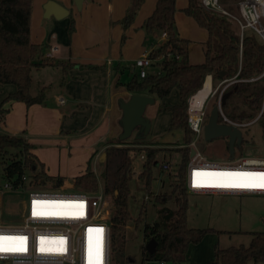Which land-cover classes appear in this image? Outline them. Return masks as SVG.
<instances>
[{"label":"trees","instance_id":"obj_1","mask_svg":"<svg viewBox=\"0 0 264 264\" xmlns=\"http://www.w3.org/2000/svg\"><path fill=\"white\" fill-rule=\"evenodd\" d=\"M73 1V0H72ZM145 0H129L124 16L119 20L126 29L134 22ZM231 11L233 8H229ZM183 13L206 30L204 61L192 64L188 58L189 39L180 37L175 20L176 0H157L152 13L141 27L146 37L166 32V40L153 47L148 56L153 59L152 71L140 78L133 73L124 83L127 91L151 95L164 100L176 90L178 101L166 103L163 108L170 113L169 132H180L182 143L174 149L180 154V163L175 175L167 174L160 192L152 194L156 179L153 168L161 151L151 142L134 139L131 145L119 137L108 140L98 156L99 178L90 163L84 173L69 180L75 190L94 192L102 184L103 192L111 199L110 207V264H132L135 259L126 252V231L132 222L135 229L141 226L143 244L140 264L165 261L171 264H186L190 244L199 243L210 229L190 228L187 225L189 191L185 186L186 164L189 160L188 144L194 132L188 127L187 109L192 95L204 87L206 76L228 83L223 90L227 94L221 110L237 122L256 121L264 135V42L253 31L246 29L241 36L234 21L221 12L206 8L201 0H187ZM32 0H0V85L13 84L15 90L0 101V127L9 112L12 102L20 101L27 106L43 103L48 87L41 86L32 93V69L57 66L67 71L69 62L46 56L47 46L31 39ZM74 31L73 22L69 33ZM125 35H122L124 41ZM147 41V40H146ZM160 56L161 59L156 60ZM221 71L224 75L221 76ZM119 83V82H118ZM122 83V82H120ZM203 86V87H202ZM213 86V85H212ZM216 105V102L213 106ZM210 112V111H209ZM206 110V118L209 115ZM221 122L222 117L219 116ZM122 144V146H119ZM145 144V145H143ZM253 144L243 138L240 147ZM33 145L23 136L0 132V176L10 181L14 189L48 188L64 186L66 178L50 175L44 164L32 152ZM236 148V147H235ZM228 158H230L227 143ZM96 153V152H95ZM92 154V158L94 157ZM102 153H105L104 158ZM143 156L141 159L140 157ZM140 159L138 183L146 194L139 205V213L133 217L130 211L131 181L134 176V161ZM26 175V180L22 177ZM172 179V180H171ZM166 183L170 190H165ZM148 195L149 198L145 199ZM173 199L174 205L168 202ZM158 207L156 217L145 221L148 204ZM248 245L214 246V259L206 264L264 263V231L251 232ZM155 241L153 250L147 245Z\"/></svg>","mask_w":264,"mask_h":264},{"label":"crops","instance_id":"obj_2","mask_svg":"<svg viewBox=\"0 0 264 264\" xmlns=\"http://www.w3.org/2000/svg\"><path fill=\"white\" fill-rule=\"evenodd\" d=\"M48 1L32 0L31 39L34 43L45 44L46 52L55 47L53 58L69 62L71 66L67 71L57 66L32 69L31 91L36 93L46 85V99L30 106L20 101L12 102L0 132L23 136L33 145L32 152L44 164L48 174L70 180L84 173L92 154L96 152L95 159L108 140L121 133L120 104L132 94L126 90L125 82L120 83L122 74L128 69L133 74L136 70L134 60L160 44L161 33L154 34L147 49L145 42L149 37L141 27L157 0H145L134 22L126 29L119 20L124 16L129 0H83L81 10L76 9L72 0H53L69 10L61 19L44 16ZM177 19L176 11L178 23ZM71 22L74 31L70 34ZM177 30L180 37L187 38ZM122 35H125L124 41ZM188 58L192 64L203 62L193 59L189 44ZM37 73L40 77L34 79ZM51 75L56 77L49 78ZM205 80L204 87L195 95L206 100L212 92L213 82L210 75ZM34 81L37 89L33 88ZM14 90L13 84L0 85V101ZM52 155H57L56 162L49 158ZM201 243L190 244L186 264H206L214 259V247L209 249Z\"/></svg>","mask_w":264,"mask_h":264},{"label":"built area","instance_id":"obj_3","mask_svg":"<svg viewBox=\"0 0 264 264\" xmlns=\"http://www.w3.org/2000/svg\"><path fill=\"white\" fill-rule=\"evenodd\" d=\"M202 4L211 10L221 12L234 20L242 36L244 30L255 32L264 42V0H240L238 3V16L231 15L226 10L219 8L217 0H201ZM160 43L166 40V32H161ZM55 47L46 52L47 57H53ZM160 56L156 60L161 59ZM153 59L148 52L142 53L134 60V67L140 78L145 77L148 68L152 66ZM211 93L209 94V96ZM192 95L188 102V127L194 132V139L188 144L190 156L186 164L185 186L190 193L212 194V195H244L261 194V188H220L209 186L226 182H235L233 177L213 175L216 173L257 172L264 173V155H252L228 158L227 160H211L204 156L197 147V140L203 136V126L206 122V110L204 109L207 99L199 109L192 107ZM208 96V97H209ZM221 96H219L220 100ZM62 102V101H61ZM222 123L231 124L239 129L254 123L257 118L249 122H237L228 119L220 109ZM131 145V144H124ZM122 146V144H119ZM183 146V145H182ZM235 153V152H234ZM97 155L94 162H98ZM141 159L143 156L140 157ZM95 165V164H94ZM164 173L175 175L176 166L170 161H161L156 164ZM201 175L197 176L196 174ZM136 175V172H134ZM238 178V177H237ZM26 180V175L22 177ZM251 183H259L257 178H251ZM219 180V182H216ZM163 186V180L158 179ZM200 182L204 186H196ZM64 187V186H63ZM29 188L27 199L23 204L21 218L18 223L5 224L0 222V236H23L26 237L24 245L27 248L23 253L0 252V264H97L96 245L98 233L89 232V229H103L102 254L99 264H110L109 262V238H110V207L111 199L106 196L102 184L94 192L74 190L62 191V188ZM4 188L12 190L10 181H4ZM153 193H158V190ZM149 196L146 195L145 199ZM34 201L49 202L34 206ZM83 204V209L77 205ZM34 209L40 213L34 215ZM82 213V214H81ZM63 240V244L60 241ZM9 247L20 246L18 241H0V245ZM91 246V260H90ZM51 251L41 252V248ZM63 251H56L57 249ZM157 264H171L165 261Z\"/></svg>","mask_w":264,"mask_h":264},{"label":"rangeland","instance_id":"obj_4","mask_svg":"<svg viewBox=\"0 0 264 264\" xmlns=\"http://www.w3.org/2000/svg\"><path fill=\"white\" fill-rule=\"evenodd\" d=\"M240 0H217L219 8L226 10L234 16H238V3ZM186 5V0H177V17L176 26L183 35L189 38V51L193 59H203V46H205V39L207 33L205 29L197 25V23L183 14L182 8ZM233 10L231 11V9ZM190 20V21H188ZM234 21V20H233ZM234 27L238 29L237 23L234 21ZM151 39H147L145 45L147 49L150 47ZM202 56V58H200ZM199 57V58H198ZM203 61V60H202ZM201 62V61H200ZM137 72V68L134 67ZM152 71L151 67L147 69ZM133 72V71H132ZM132 72L124 71L121 82H126L130 78ZM40 77V73L34 75V79ZM56 76H49L54 79ZM56 81V80H55ZM34 81V89H37V84ZM56 83V82H55ZM52 84L54 89L56 85ZM228 83L225 80L213 81L212 92L208 97L204 109L208 112L213 107V104L219 101V96L222 95L223 90ZM195 95V94H194ZM207 98V95H205ZM178 95L176 90H173L169 97L164 100L154 97V103L147 106L145 116L150 119L151 128L149 134L144 138L145 142H151L155 148L161 151L157 155L158 162L170 161L176 167V172L180 163V154L174 149L182 146V139L180 132H169L168 125L170 122V113L164 110L163 106L166 103H176ZM207 120V118H206ZM242 137L253 140V144L243 145L235 148V157L264 155V135L257 122L250 124L247 127L241 128ZM156 139H153V138ZM134 133L126 139L125 142L132 143L134 141ZM168 142V143H166ZM126 143V144H130ZM227 139L218 137L210 141L204 140L203 136L198 138L197 147L201 153L211 160H227ZM145 145V144H143ZM51 161L56 162L57 155L49 156ZM96 159V158H95ZM93 168L94 173L99 176V165L94 162L92 158L89 162ZM95 164V165H94ZM134 171L136 175L131 181V188L133 198L130 199V211L133 217L139 213V205L142 198L146 194L144 188L138 183L137 174L141 167L140 159L134 161ZM156 179L153 182L152 192H160L162 186L158 179L163 180L167 177L156 165L153 168ZM99 178V177H98ZM100 179V178H99ZM64 184L62 191L69 192L75 189L71 187L69 179ZM172 180V179H171ZM99 184L100 181H99ZM165 190H170L168 183L164 187ZM155 194V193H152ZM28 190L23 188L8 190L4 188V180L0 176V222L5 224H15L20 221V216L23 210V204L27 199ZM169 206H173V199L168 202ZM158 207L153 204H148L146 207L145 221H152L156 217V210ZM187 225L190 228L210 229L203 239L200 241L201 246L208 245L210 249L215 245L219 247L239 246L241 244L248 245L251 239V232L264 231V195L261 194H244V195H212V194H197L189 193L188 208H187ZM127 241L125 250L132 255L135 261L132 264H140L141 248L143 244V236L141 226L135 229L132 222L128 223L126 231ZM148 264H157L149 262ZM250 264H263V262H250Z\"/></svg>","mask_w":264,"mask_h":264},{"label":"water","instance_id":"obj_5","mask_svg":"<svg viewBox=\"0 0 264 264\" xmlns=\"http://www.w3.org/2000/svg\"><path fill=\"white\" fill-rule=\"evenodd\" d=\"M73 3L77 10H81L83 0H73ZM44 16L49 17L53 15L56 19H61L68 15L69 10L60 5L56 1L49 0L44 6ZM221 76L224 75V71H221ZM204 84V83H203ZM227 94L221 95L220 100L214 105L207 117V120L203 126V138L206 141L213 140L218 137H224L228 141L230 158L234 157L235 147H240L243 139L241 129L227 123L218 121L220 115V109L225 101ZM154 103V97L151 95L133 93L130 97L122 101L120 108L122 110V117L120 120L121 133L119 139L126 141L134 133L135 139H142L150 132L151 122L150 119L145 116L147 106ZM194 154L192 149L190 156ZM105 153H102L104 158ZM155 241L150 240L147 247L153 250Z\"/></svg>","mask_w":264,"mask_h":264},{"label":"snow or ice","instance_id":"obj_6","mask_svg":"<svg viewBox=\"0 0 264 264\" xmlns=\"http://www.w3.org/2000/svg\"><path fill=\"white\" fill-rule=\"evenodd\" d=\"M197 176L201 175L200 173L196 174ZM213 175L223 176V177H243V178H257L260 182L259 183H249V182H222V183H215L209 186L213 187H220V188H261L264 189V173H257V172H236V173H216ZM196 186H204L200 182L196 183ZM34 206H38L41 204H46L49 202L44 201H34ZM77 207L83 209L84 205L79 204ZM34 215H38L40 213L36 212L34 209ZM82 214V213H81ZM95 231L98 233L97 237V245H96V261L99 264L102 254V244H103V229H89V232ZM0 241H18L20 242V246L16 247H9L6 244L0 245V252H11V253H23L27 251V248L24 245L26 241V237L23 236H0ZM63 244V240L60 241ZM41 252L51 251L50 249L41 248ZM56 251H63V249H57ZM90 260H91V246H90Z\"/></svg>","mask_w":264,"mask_h":264},{"label":"bare ground","instance_id":"obj_7","mask_svg":"<svg viewBox=\"0 0 264 264\" xmlns=\"http://www.w3.org/2000/svg\"><path fill=\"white\" fill-rule=\"evenodd\" d=\"M204 101H205V99H201V98L197 97L196 95H194L193 98H192V107L196 108V109H199L200 106H202V104L204 103ZM233 180L235 182H249V183H251L252 179L251 178H243V177H238V178L237 177H233ZM216 182H219V180H217ZM222 182H226V180L223 179V180H221L220 183H222Z\"/></svg>","mask_w":264,"mask_h":264}]
</instances>
